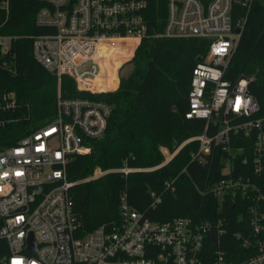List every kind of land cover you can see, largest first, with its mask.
<instances>
[{
	"label": "built area",
	"instance_id": "obj_1",
	"mask_svg": "<svg viewBox=\"0 0 264 264\" xmlns=\"http://www.w3.org/2000/svg\"><path fill=\"white\" fill-rule=\"evenodd\" d=\"M45 5L36 24L48 33L33 37V56L48 72L69 76L79 92L91 95L119 89L120 72L149 32L145 13L147 0H39ZM255 0H167V21L154 38L202 39L210 43L205 60L193 69L186 119H201L206 129L174 151L162 148L165 161L153 168L113 170L97 167L82 182L108 173L128 175L166 165L187 144L197 141L192 155L201 164L213 148L228 153L224 174L213 187L220 202L235 207L240 195L247 213L245 230L234 234L239 247L225 249L224 221L196 223L187 217L152 221L122 199L121 220L102 225L82 235L73 211L67 166L76 155L90 154L91 141L107 130L113 107L89 98H64L59 90L56 116L21 138L15 145L0 147V264H264V193L255 182L233 174L236 154L231 138L253 139L251 164L256 174L263 170L264 115L248 91L250 80L235 83L225 72L237 50L246 18ZM10 0L2 8L9 11ZM243 10V13H242ZM245 10V15H244ZM109 40L129 42L123 48L102 50ZM13 37L0 33V50L9 52ZM123 56L128 57L123 60ZM124 61V62H123ZM13 94L4 95L0 111L14 109ZM5 121L0 120V125ZM217 128L208 134V127ZM242 153L243 147L238 146ZM171 179L165 189L174 191ZM154 205L161 202L155 193ZM216 240V243L212 240ZM229 244V241L226 240Z\"/></svg>",
	"mask_w": 264,
	"mask_h": 264
},
{
	"label": "trees",
	"instance_id": "obj_2",
	"mask_svg": "<svg viewBox=\"0 0 264 264\" xmlns=\"http://www.w3.org/2000/svg\"><path fill=\"white\" fill-rule=\"evenodd\" d=\"M0 0V33L13 37L9 52L0 50V102L4 95L13 94L16 107L0 111V147L15 145L21 138L51 123L56 116L59 90L64 98H89L107 102L113 107L105 135L91 141L92 151L74 156L67 166L73 211L85 235L102 225L112 226L121 220L120 207L127 203L152 221L165 222L187 217L196 223L224 221L222 246L239 247L234 234L245 230L247 218L239 195L235 207L229 200L220 202L212 187L227 175L224 160L228 153L213 148L207 161L201 164L192 155L199 149L194 141L184 146L166 165L152 171L128 175L108 173L103 177L82 182L92 176L97 167L113 170L153 168L165 161L162 148L174 152L181 143L205 132L206 122L186 119L188 94L193 69L198 59L205 60L210 43L202 39H175L150 34L163 32L167 21V0H147L145 13L149 32L136 50L134 73L122 79L118 90L91 95L79 92L69 76L58 80L33 56V37L48 33L37 26L36 15L44 7L39 0H10L9 11ZM243 13V10H242ZM245 15V10H244ZM129 42L111 40L109 49L123 48ZM104 50V46H101ZM126 57L123 56V59ZM250 80L248 91L260 105L256 117L264 115V0H255L248 12L239 45L234 53L225 79L235 83ZM217 128L208 127V134ZM230 147L236 154L232 173L251 178L264 193L263 170L256 174L251 164L253 139L239 135L231 138ZM243 147L238 153L237 147ZM174 191L166 190L171 179ZM152 193L161 197L154 205ZM229 241V244L226 243Z\"/></svg>",
	"mask_w": 264,
	"mask_h": 264
},
{
	"label": "water",
	"instance_id": "obj_3",
	"mask_svg": "<svg viewBox=\"0 0 264 264\" xmlns=\"http://www.w3.org/2000/svg\"><path fill=\"white\" fill-rule=\"evenodd\" d=\"M199 61H200V59H198V62ZM134 71H135V65H134V63H130L127 67H125L121 70L120 76L122 79L128 78L134 73ZM212 240L216 243V240H214V239H212Z\"/></svg>",
	"mask_w": 264,
	"mask_h": 264
},
{
	"label": "bare ground",
	"instance_id": "obj_4",
	"mask_svg": "<svg viewBox=\"0 0 264 264\" xmlns=\"http://www.w3.org/2000/svg\"><path fill=\"white\" fill-rule=\"evenodd\" d=\"M109 41H111V40H109ZM109 41L103 42V43L101 44V46H104V50H109V46H108V42H109Z\"/></svg>",
	"mask_w": 264,
	"mask_h": 264
},
{
	"label": "rangeland",
	"instance_id": "obj_5",
	"mask_svg": "<svg viewBox=\"0 0 264 264\" xmlns=\"http://www.w3.org/2000/svg\"><path fill=\"white\" fill-rule=\"evenodd\" d=\"M124 57H126V56H124ZM127 59H128V57H126V58H125V59H123V60L125 61V60H127ZM124 61H123V62H124Z\"/></svg>",
	"mask_w": 264,
	"mask_h": 264
}]
</instances>
